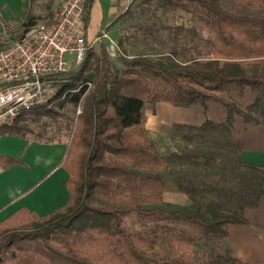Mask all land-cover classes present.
<instances>
[{
	"label": "trees",
	"instance_id": "trees-1",
	"mask_svg": "<svg viewBox=\"0 0 264 264\" xmlns=\"http://www.w3.org/2000/svg\"><path fill=\"white\" fill-rule=\"evenodd\" d=\"M93 2L84 6L85 30ZM236 6L242 12L222 0H133L114 25L126 23L125 16L137 11L184 13L213 34L210 56L180 60L177 45L158 57L129 56L119 37L122 54L116 63L103 41L97 50L87 44L79 65L52 76L57 93L50 102L0 127V136L28 137L42 117L53 120L66 105L73 113L81 108L73 117L63 161L68 173L65 207L48 217L19 209L0 221V264H245L228 250V225L245 221L243 210L259 199L262 177L258 168L240 160L236 149L230 152L227 140L238 118L245 125L264 126V0H236ZM25 19L23 27L35 23L32 15ZM160 29L174 43L197 35L195 27L183 23ZM6 45L0 42V49ZM157 102L205 108L215 103L226 112L222 122L172 124L187 144L219 143L223 152L228 148L232 164L221 167L224 186L192 181L186 174L176 177L178 191L189 201L175 209L158 205L166 186L160 168H207L213 157L161 154L143 126L145 105ZM13 162L0 154V166ZM224 174L233 176L234 187ZM206 194L217 199H206ZM228 195L235 196L234 206L223 200ZM128 217L139 222L138 229L126 226ZM203 252L206 258L200 257Z\"/></svg>",
	"mask_w": 264,
	"mask_h": 264
},
{
	"label": "rangeland",
	"instance_id": "rangeland-1",
	"mask_svg": "<svg viewBox=\"0 0 264 264\" xmlns=\"http://www.w3.org/2000/svg\"><path fill=\"white\" fill-rule=\"evenodd\" d=\"M61 1L62 0H29V15L34 16V22H43L51 17L53 12L59 7ZM223 1L231 10L242 12V10L236 6V0H222V2ZM132 2L133 0H128V6ZM136 3H138V1H136ZM246 12L263 15L262 12L260 13V11L257 10H247ZM129 15L130 13L123 19V21L127 20V22L124 24H116L111 33L112 39L117 44L119 37H123L122 45L129 56L146 54L151 57H158L169 53L174 45H177L179 49L180 60L187 59L189 55L201 58L210 56L213 34L202 24L191 20L189 15L184 13L175 15L163 14L159 10H154V15L146 11L143 13L137 11L134 15ZM25 22H27L25 18H15L9 23H2L0 25V42L8 45L18 39L24 29L23 23ZM176 23H183L186 27H195L197 35L195 37L185 36L178 43H174L170 40L169 33L164 29H160V25ZM118 47L120 48L119 45ZM98 48V45H94V49L97 50ZM113 61L118 63L116 59H113ZM246 101L243 102L239 100V103L245 104ZM57 111L60 113L59 117L53 120L51 118L42 117L40 122L32 124L31 128L33 132L29 134L28 137L45 142L62 141L67 145L71 135L73 117L81 112V108L77 107L73 113V107L71 105H66L63 109H57ZM143 112L145 117L143 126L146 133L153 139L156 149L161 154L190 152L194 154H211L213 157V160L210 161V166H207V168L202 164L199 165V168L196 166H183L180 168L174 165H170L167 170L160 168L159 171L166 183L164 190L160 193L162 199L161 203L158 204L160 207L175 209L181 206H187L189 200L184 194L178 191L175 184V178L181 174H186L192 181H198L200 179L206 183L218 186L223 185L221 181V175L223 174L221 167L223 165L226 167H228V165H230V167L232 166L231 161L227 158L228 155L225 154L228 148L223 152L219 149L221 146L219 143L187 144L182 141L180 136L172 129L173 123L199 125L205 120L222 122L226 117V112L222 106L209 103L206 108L200 105L183 107L174 106L165 102H157L154 104H146ZM241 124V119H236V127ZM227 141H230V138ZM229 144L231 147L230 152H234L233 149H235V146L231 142ZM222 155L224 156L222 157ZM220 161L223 162V164ZM224 177L227 179V185L231 187L235 186V181L231 174L227 176L224 174ZM205 198L217 199V195L206 194ZM223 200L227 202L229 206H234L236 203L235 196L231 195L224 197ZM125 224L134 229H138L140 226L139 222L134 217H128L125 220ZM206 256V252L200 254L201 258H206Z\"/></svg>",
	"mask_w": 264,
	"mask_h": 264
},
{
	"label": "crops",
	"instance_id": "crops-1",
	"mask_svg": "<svg viewBox=\"0 0 264 264\" xmlns=\"http://www.w3.org/2000/svg\"><path fill=\"white\" fill-rule=\"evenodd\" d=\"M128 7V0H94L86 28L92 43ZM29 0H0V25L29 14ZM240 160L261 172L259 199L243 210V223L228 225L229 252L245 264H264V126L241 124L230 136ZM67 145L16 135L0 136V154L16 162L0 166V221L19 209L48 217L61 211L68 199V173L63 167Z\"/></svg>",
	"mask_w": 264,
	"mask_h": 264
},
{
	"label": "built area",
	"instance_id": "built-area-1",
	"mask_svg": "<svg viewBox=\"0 0 264 264\" xmlns=\"http://www.w3.org/2000/svg\"><path fill=\"white\" fill-rule=\"evenodd\" d=\"M86 1L62 0L49 19L24 27L18 39L0 49V127L50 102L57 93L52 76L79 65L87 44L103 41L111 59L122 54L106 30L86 43Z\"/></svg>",
	"mask_w": 264,
	"mask_h": 264
}]
</instances>
